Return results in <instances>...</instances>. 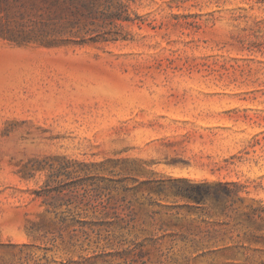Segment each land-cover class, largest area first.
<instances>
[{
	"label": "rangeland",
	"instance_id": "374dc122",
	"mask_svg": "<svg viewBox=\"0 0 264 264\" xmlns=\"http://www.w3.org/2000/svg\"><path fill=\"white\" fill-rule=\"evenodd\" d=\"M123 1L116 42L0 37V264H264V0Z\"/></svg>",
	"mask_w": 264,
	"mask_h": 264
},
{
	"label": "trees",
	"instance_id": "16d2710c",
	"mask_svg": "<svg viewBox=\"0 0 264 264\" xmlns=\"http://www.w3.org/2000/svg\"><path fill=\"white\" fill-rule=\"evenodd\" d=\"M127 9L128 2L123 0H31L30 11L35 15L38 30L28 37L0 31V37L17 44L34 42L44 46L116 42L121 40L115 31L120 27L118 22L134 21L128 17ZM97 21L104 25H98ZM107 24L111 28L107 29ZM194 192L183 196L190 204H203L206 197Z\"/></svg>",
	"mask_w": 264,
	"mask_h": 264
}]
</instances>
